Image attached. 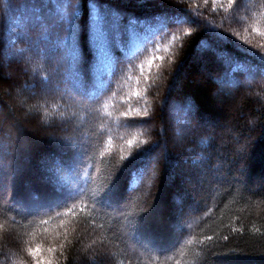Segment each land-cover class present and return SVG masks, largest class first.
Returning a JSON list of instances; mask_svg holds the SVG:
<instances>
[{
    "label": "trees",
    "instance_id": "obj_1",
    "mask_svg": "<svg viewBox=\"0 0 264 264\" xmlns=\"http://www.w3.org/2000/svg\"><path fill=\"white\" fill-rule=\"evenodd\" d=\"M261 33L264 0H0V264H264Z\"/></svg>",
    "mask_w": 264,
    "mask_h": 264
},
{
    "label": "rangeland",
    "instance_id": "obj_2",
    "mask_svg": "<svg viewBox=\"0 0 264 264\" xmlns=\"http://www.w3.org/2000/svg\"><path fill=\"white\" fill-rule=\"evenodd\" d=\"M35 60H36V56H35V54L30 55V56L24 58L23 69H29V68L32 69V67L34 66L33 63L35 62ZM31 69H30V70H31ZM31 77H32V76H31ZM14 90H15L16 94H18V93H22V92H28V91H29V89L26 87L25 84H22L20 87H16V86H15ZM54 91H55V92H58V91L56 90L55 83H54V85L51 84V86L44 84V85H42V86L38 89V94H37V95H38L39 97L51 96V95L53 94ZM58 93H59V92H58ZM227 99L232 100V98H227ZM207 126H208V125H207ZM72 133H73V135H72L71 137H72L73 139H75V137H77L78 139L80 138V137H78V136L80 135L79 132H77V131H73ZM84 136H85V135H84ZM81 138H82V136H81ZM175 140H177V138H176ZM179 140H180V139H179ZM177 141H178V140H177ZM239 144H240V143H239ZM240 146H242V145H240ZM239 148H240V147H239ZM198 168H200L199 171H198V170H196V171L194 170L195 173H198V174H196V177L192 176V177H190V179H188V180L182 182V184H185L187 187H191L192 190L204 191V192H205L207 186H206V184H204V183L201 181L200 178L208 177L207 175H212V174L214 173V171H209L208 169H206V168L203 167V166H198ZM187 169L191 170V167H188ZM193 169H194V167H192V171H193ZM198 179H199V180H198ZM203 180H204V179H203ZM203 184H204V185H203ZM4 189H5V184H4V182H1V183H0V191L3 193ZM3 194H5V193H3ZM4 198H5V195H4ZM88 260L91 261L89 264H96V261H95L94 258H90V259L88 258Z\"/></svg>",
    "mask_w": 264,
    "mask_h": 264
},
{
    "label": "snow or ice",
    "instance_id": "obj_3",
    "mask_svg": "<svg viewBox=\"0 0 264 264\" xmlns=\"http://www.w3.org/2000/svg\"><path fill=\"white\" fill-rule=\"evenodd\" d=\"M261 35H264V33H261Z\"/></svg>",
    "mask_w": 264,
    "mask_h": 264
},
{
    "label": "bare ground",
    "instance_id": "obj_4",
    "mask_svg": "<svg viewBox=\"0 0 264 264\" xmlns=\"http://www.w3.org/2000/svg\"><path fill=\"white\" fill-rule=\"evenodd\" d=\"M64 11V10H63ZM133 173V172H132ZM145 184V183H144ZM141 188V187H140Z\"/></svg>",
    "mask_w": 264,
    "mask_h": 264
}]
</instances>
